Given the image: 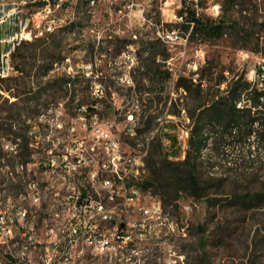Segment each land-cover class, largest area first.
I'll use <instances>...</instances> for the list:
<instances>
[{
	"label": "rangeland",
	"instance_id": "rangeland-1",
	"mask_svg": "<svg viewBox=\"0 0 264 264\" xmlns=\"http://www.w3.org/2000/svg\"><path fill=\"white\" fill-rule=\"evenodd\" d=\"M213 1L224 7L225 0H199L200 15L216 18L209 10ZM44 2L33 0L25 10L36 12ZM193 2L58 0L51 5L58 18L53 34L44 33L25 42L14 57L17 71L4 81L0 79V89L5 92H0L1 208L22 205L31 216L29 222L35 221L36 202L30 194L21 193L33 170L25 163L23 172H17L22 169L21 159L34 161L39 133H51L53 146L60 154L66 152L67 146L75 147L73 138L84 132L85 122L89 126L95 120L107 123L118 133L126 112L138 107V127L142 131L121 133V137L125 147L130 144L143 155L145 165L140 174L147 171L146 159L157 144L156 135L161 139V118L164 128L166 123L169 131L177 135L178 156L184 157L190 119L184 109L186 93L178 86V79L185 76L197 82L207 61L221 63L215 75L224 69V74L230 76L228 67L234 66L250 79L264 65V56L252 50L257 48L255 40L250 42L242 33L244 28L264 19V0H239L227 15L229 23H237L239 32L228 29L220 38H206L186 27L178 11L184 3L194 6ZM43 19L44 15L37 20ZM167 33H172L173 38L166 42L163 36ZM158 38L163 42H156ZM153 45L160 51L167 49L169 54L166 60H161V69L171 71L170 79L154 76L155 69L145 64L148 53L144 49L151 52ZM68 77L74 80L71 87L64 82ZM96 85L103 90H97ZM221 87L225 88L226 83ZM96 97H99L97 119L83 108L90 106ZM10 130L20 135V145L15 143ZM6 144L9 149L13 146L25 154L9 155ZM206 153L210 155V151ZM135 183L141 188V182ZM56 188L63 189L58 183ZM146 193L150 195H145V216H152L153 200L158 199L167 216L157 213V220L165 223L158 224L150 234L133 233L128 246L116 254L86 248L75 264H264V204H211L181 194L165 208L153 190ZM107 206L120 213L127 203L118 200ZM40 207L48 225L45 237H52L51 229L59 235L69 234L61 221L62 208L56 207L54 200H47V193H42ZM142 224H149V217H142ZM16 240L3 245L11 248L13 259L22 256V246L15 244ZM3 254L0 248V259Z\"/></svg>",
	"mask_w": 264,
	"mask_h": 264
},
{
	"label": "built area",
	"instance_id": "built-area-1",
	"mask_svg": "<svg viewBox=\"0 0 264 264\" xmlns=\"http://www.w3.org/2000/svg\"><path fill=\"white\" fill-rule=\"evenodd\" d=\"M32 1L0 0V76L3 81L13 74L14 57L18 49L25 42L40 37L41 31L39 27H35V20L43 15H52V4L48 0L35 12V16H28L25 8ZM195 8L199 16V0H195ZM222 9V5L216 1L209 7L210 14L216 17L222 13ZM52 17L55 18L53 15ZM179 17L183 19L182 16ZM24 25H31V32H24ZM163 37L167 42L173 38V34L167 33ZM67 85L71 87L70 82ZM96 88L103 90L101 85H96ZM0 92L5 93L2 89ZM91 106L95 108L91 115L97 119L99 97H96ZM83 108L87 111L86 105ZM139 114L138 107L129 109L118 133L113 131V125L95 120L89 126L85 122L84 132L73 138L75 147H66L68 167L55 166V153L59 152L53 146L52 134L36 135L38 140L34 161L26 162L31 166L29 170H33V175L24 184V192H21L36 194L35 221L23 222L24 211L20 207H17L14 220H5V210L0 208V248L4 253L0 264H11V248H3V239L9 235L8 225H17L18 233L27 232V241L15 242L22 246V257H27V264H56L55 248L59 234L52 229V237H45L48 225L41 213L38 193H47V200H54L56 207L62 208L61 221L64 223L65 233H69L71 239L70 255L64 264H75L76 258L86 248H92L101 254H116L122 247L128 246V238L133 233L150 234L158 224L165 223V220H157V213H165V218L167 216L160 200H153L152 216H145V195L150 194L141 187L135 189L138 190V197H127V190L118 189V174L127 172L128 156L136 154V148L130 144L125 147L121 133H137ZM21 140L17 138L15 143L20 145ZM6 145L9 149L10 145ZM163 145L168 147L165 136ZM84 146L94 149V157H85ZM19 152L13 146L9 149V155ZM20 166L22 169H18L17 174L23 172L25 163H20ZM55 168H62L65 183L70 184V191L56 188ZM146 174L147 171L136 178L128 177V182L142 183ZM118 199L127 200V207L116 215H107L106 202ZM142 217H149V224H142Z\"/></svg>",
	"mask_w": 264,
	"mask_h": 264
},
{
	"label": "trees",
	"instance_id": "trees-1",
	"mask_svg": "<svg viewBox=\"0 0 264 264\" xmlns=\"http://www.w3.org/2000/svg\"><path fill=\"white\" fill-rule=\"evenodd\" d=\"M49 2L54 6L58 0ZM238 3L239 0H225L222 13L216 18L198 16L195 2L194 6L184 3L178 16L183 17L187 28L192 27V32H201L206 38H220L228 29L239 32L237 23H229L227 19L229 11ZM263 31L264 19L244 28L242 33L250 42L255 40L257 48L252 50L264 56ZM156 42L162 43L163 39L158 38ZM144 50L148 53L144 62L155 69L154 76L170 79L171 71L161 69V60H166L169 54L167 49L160 51L153 45L151 52ZM218 67L221 63L207 61L200 69L197 82L185 76L178 79V86L186 93L184 109L190 119L184 157L178 156L177 135L169 131L166 123L164 128V121L162 135L170 138L171 144L165 147L156 135L157 144L148 153L147 174L141 187L159 195L165 208L181 194L211 204H264V73L259 72V67L256 77L250 79L246 72L241 73L231 66L228 67L230 76L224 74V69L215 75ZM72 81V77L64 79L66 85L69 82L72 85ZM223 83H226L225 88L221 87ZM87 111L92 114L95 108L88 105ZM141 131L138 128V132ZM10 134L15 136V141L21 138L15 131L10 130ZM27 161L21 159L20 163ZM200 228L204 231L203 226Z\"/></svg>",
	"mask_w": 264,
	"mask_h": 264
},
{
	"label": "bare ground",
	"instance_id": "bare-ground-1",
	"mask_svg": "<svg viewBox=\"0 0 264 264\" xmlns=\"http://www.w3.org/2000/svg\"><path fill=\"white\" fill-rule=\"evenodd\" d=\"M53 11L54 9L51 7V14L55 16ZM52 15H44V19L42 21L35 20V27H39V30L41 31L40 36H42L44 33L55 31L56 21H58V18L56 16L54 18L52 17ZM28 16H35V12H32V13L28 12ZM48 26H50V28H48ZM24 32H31V25H24ZM16 71H17L16 66H14L13 73ZM0 79L1 80L3 79L2 76H0ZM161 122L163 124L162 118H161ZM163 138H164V135H162V131H161L162 144H163ZM165 141H166V145L169 146L171 144V139L166 136H165ZM84 155L85 157H94V149H92L91 146H86L84 148ZM57 161H58V164H57ZM144 165H145V161L141 153L136 152V154H129L127 172H121L120 174H118V189L127 190V197H138V190H135V189H141V188L135 182H128V177L136 178V176L141 173ZM55 166L68 167V152H62L60 154L55 153ZM54 183L55 184L58 183L62 185V188H63L62 191H70V184L65 183L64 172L62 168H55ZM30 197L31 199H33L34 202H36V194H30ZM41 197H42V193H38V200H40ZM7 200L9 201V199ZM118 200H121L127 203V200L125 199H118ZM118 200H109V202H106L107 215L117 214L115 210L109 208L107 205L111 202H116ZM17 207L22 208V210L24 211L23 222H29L31 219V216L29 215L27 208H24L22 205H18V204L17 206H14V205H12V207L9 206L8 207L9 209L0 207L2 210H5V220L15 219V212H17ZM51 232H52V229H51ZM8 233L9 235L7 237H4L3 239V245H10L17 238H19V236L21 237L20 239H22V241H27V232L18 233L17 225H8ZM70 248H71L70 235L60 234L59 237H57V245L55 248L56 264H64L65 262H67L68 257L70 255ZM17 258L18 259L11 258V264H27V257H22V256L19 257L18 255Z\"/></svg>",
	"mask_w": 264,
	"mask_h": 264
},
{
	"label": "water",
	"instance_id": "water-1",
	"mask_svg": "<svg viewBox=\"0 0 264 264\" xmlns=\"http://www.w3.org/2000/svg\"><path fill=\"white\" fill-rule=\"evenodd\" d=\"M259 72L264 73V65L260 67Z\"/></svg>",
	"mask_w": 264,
	"mask_h": 264
}]
</instances>
